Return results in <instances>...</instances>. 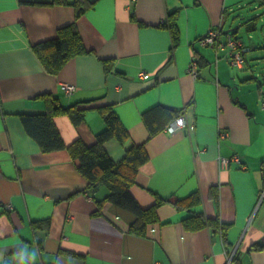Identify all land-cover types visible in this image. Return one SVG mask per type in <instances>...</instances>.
Masks as SVG:
<instances>
[{"label": "crops", "instance_id": "0c3cea01", "mask_svg": "<svg viewBox=\"0 0 264 264\" xmlns=\"http://www.w3.org/2000/svg\"><path fill=\"white\" fill-rule=\"evenodd\" d=\"M92 1L75 20L70 4L0 0V264H234L233 253L239 264H264V29L257 30L254 21L252 26L246 13L264 3ZM175 10L179 42L171 49L163 23ZM74 20L92 51L51 74L32 45ZM219 25L222 45L201 43ZM228 38L242 47L233 49ZM235 51L243 56L239 65L230 60ZM64 83L76 89L67 94ZM44 95L62 105L92 101L113 107L129 140L107 141L109 156L118 161L126 147L142 142L148 154L131 187L141 207L151 206L156 195L184 198L194 192L201 203L192 212L163 203L156 210L159 221L144 236L129 231L134 216L103 200L106 186L84 191L86 180L67 150L42 152L26 133L19 115L44 112ZM156 105L180 111L194 128L148 137L142 113ZM54 122L66 145L78 138L91 144L104 127L96 109L78 125L66 114ZM233 156L240 163L220 164V158ZM194 212L218 217L227 242L207 227L185 229L184 218ZM42 221L47 227H33ZM256 243L261 247L251 249Z\"/></svg>", "mask_w": 264, "mask_h": 264}, {"label": "trees", "instance_id": "16d2710c", "mask_svg": "<svg viewBox=\"0 0 264 264\" xmlns=\"http://www.w3.org/2000/svg\"><path fill=\"white\" fill-rule=\"evenodd\" d=\"M92 0H52V4H70L75 11V20L85 13L93 5ZM264 3V0H262ZM178 10L168 14L167 21L163 23L168 27L171 35V49H174L179 42V32L176 25ZM264 16V11L261 13ZM260 17L252 15V26L255 19ZM74 22L57 29L56 35L52 38L33 44V50L41 61L44 69L57 74L63 64L76 55L87 54L92 50L88 49L81 38V35ZM255 23H254V22ZM251 26H248V30ZM104 68L109 71L111 62L102 60ZM45 110L37 114L21 113L20 121L26 133L39 145L42 152L66 149L74 161L78 173L86 180L84 191L94 190L103 185L108 188V194L103 199L130 212L134 219L130 223L129 231L144 236L149 227L159 221L157 208L163 203H171L176 209L191 211L201 203V195L194 192L184 198L169 197L161 198L156 195L155 202L148 207H141L131 193V187L136 183V175L139 168L148 160V154L144 143H133L124 149V156L113 160L105 149V143L111 139L117 140L124 145L129 140V132L122 124L113 107L106 103H99L91 106L92 101L78 102L73 105H62L57 97L44 95ZM89 109H96L99 113L104 127L95 135L91 144L76 139L66 145L56 128L54 117L66 114L73 125H78L84 120L85 113ZM180 115V111L171 107L156 105L142 113V118L148 129V137L165 130L166 126ZM210 196L217 200V188H210ZM97 206H102V201L96 200ZM98 212V211H97ZM48 221L35 222L33 227H47ZM183 226L187 230H198L210 228L214 232H220L224 243L226 239V226L220 223L218 217L208 218L203 213L194 212L184 218ZM261 244L252 245L251 249L260 248ZM230 262L239 264L237 253H233Z\"/></svg>", "mask_w": 264, "mask_h": 264}, {"label": "built area", "instance_id": "2783aa9c", "mask_svg": "<svg viewBox=\"0 0 264 264\" xmlns=\"http://www.w3.org/2000/svg\"><path fill=\"white\" fill-rule=\"evenodd\" d=\"M220 28L221 26H216L214 28H211L209 30V32L206 34V36H204L203 38H201V43L203 44H217V45H222L219 41H218V34L220 32ZM228 45L230 47H232L233 49L237 48H241V42L237 41V40H233L228 38ZM243 56L242 53L240 51H235L234 53L231 54L230 60L232 61V64H236L239 65L242 62ZM196 66V60L193 59L191 62V67H190V71L193 72V74H195V68ZM140 77L146 79L149 77L148 73H140L139 74ZM62 89L65 91V93L70 94L72 93L75 89L76 86H74L73 84H69V83H64L62 84ZM263 107H264V102H263ZM194 128V125L192 124H188L184 118L183 115H179L177 116L175 119H173L171 122H169V124L166 126L165 130L168 132H174L177 130H191ZM225 134L222 133V136H224ZM232 160L239 162V157L238 156H233L231 158H220V164L221 165H228L229 162H231ZM158 264V263H156Z\"/></svg>", "mask_w": 264, "mask_h": 264}, {"label": "rangeland", "instance_id": "374dc122", "mask_svg": "<svg viewBox=\"0 0 264 264\" xmlns=\"http://www.w3.org/2000/svg\"><path fill=\"white\" fill-rule=\"evenodd\" d=\"M257 6V5H256ZM262 7H263V9H264V4L262 5V6H259V7H256V8H252L251 10H248L246 13H247V15H258L259 13H261L262 12ZM255 21H256V23H257V30H259V29H264V26H263V24H264V16L262 15L261 16V19H260V17H258L257 19H255ZM238 24H235L234 26H237ZM242 28H241V30L243 31V32H245L246 31V27L245 26H241ZM255 28V29H256ZM240 35V34H239ZM249 35H251L252 36V38H253V41H256V40H258V37H257V35H258V32L257 31H253V32H250L249 33ZM258 69V68H257ZM257 72V71H256Z\"/></svg>", "mask_w": 264, "mask_h": 264}]
</instances>
